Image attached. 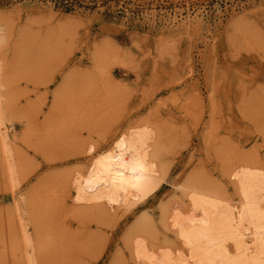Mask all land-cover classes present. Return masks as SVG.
Here are the masks:
<instances>
[{"label":"rangeland","instance_id":"374dc122","mask_svg":"<svg viewBox=\"0 0 264 264\" xmlns=\"http://www.w3.org/2000/svg\"><path fill=\"white\" fill-rule=\"evenodd\" d=\"M0 30V264H138V236L183 245L168 217L195 213L190 185L239 203L231 169L264 170V0H0ZM145 126L159 189L130 211L76 203L89 147Z\"/></svg>","mask_w":264,"mask_h":264},{"label":"bare ground","instance_id":"6f19581e","mask_svg":"<svg viewBox=\"0 0 264 264\" xmlns=\"http://www.w3.org/2000/svg\"><path fill=\"white\" fill-rule=\"evenodd\" d=\"M3 101L4 98L2 100L0 96V143L7 153L5 155L11 158L14 149L11 147L10 126L3 117ZM157 136L153 128L145 126L129 128L118 135L112 144L102 148L90 144L92 155L88 171L85 174H77L76 171L77 175L72 180L73 200L79 204H104L119 210L123 207L128 209L154 194L166 173L165 168L161 167V150L155 147ZM249 166L230 168L231 178L241 195L239 203H233L216 192L190 185L185 198L189 212L195 213L189 215L188 210L183 209V204L173 201L168 217L171 228L183 245L161 252L158 247L150 245L144 235L138 236L140 239L133 243L138 264H264V170L255 172ZM15 167L11 166V174ZM24 241L30 243L28 234H25ZM25 253L26 259L36 264L35 252L26 250Z\"/></svg>","mask_w":264,"mask_h":264}]
</instances>
